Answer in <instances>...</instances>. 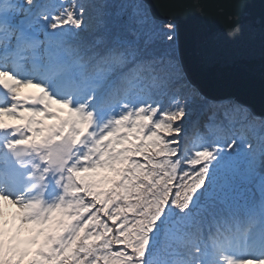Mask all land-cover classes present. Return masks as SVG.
I'll return each instance as SVG.
<instances>
[{
	"label": "snow or ice",
	"instance_id": "snow-or-ice-1",
	"mask_svg": "<svg viewBox=\"0 0 264 264\" xmlns=\"http://www.w3.org/2000/svg\"><path fill=\"white\" fill-rule=\"evenodd\" d=\"M110 7L0 0V264H264V119L236 105L192 143L166 0Z\"/></svg>",
	"mask_w": 264,
	"mask_h": 264
},
{
	"label": "water",
	"instance_id": "water-1",
	"mask_svg": "<svg viewBox=\"0 0 264 264\" xmlns=\"http://www.w3.org/2000/svg\"><path fill=\"white\" fill-rule=\"evenodd\" d=\"M147 2L155 11L160 0ZM166 2L179 25L181 63L200 94L264 118V0ZM232 26L239 27L235 36L228 35Z\"/></svg>",
	"mask_w": 264,
	"mask_h": 264
},
{
	"label": "trees",
	"instance_id": "trees-1",
	"mask_svg": "<svg viewBox=\"0 0 264 264\" xmlns=\"http://www.w3.org/2000/svg\"><path fill=\"white\" fill-rule=\"evenodd\" d=\"M50 2H55V0H50ZM85 2L87 3H99L101 2V0H85ZM130 2V0H107V3L111 6L108 11H111L113 13L119 12L120 11V5L121 4H126ZM130 10H125L120 19L121 21H127L128 19V15H129ZM95 15V13H93V16ZM94 23V21H93ZM86 38L91 39V35L90 34H86ZM133 37H129V39H132ZM113 97L109 95L108 93V89H104L102 91H100L97 95V101L100 105L102 106H108L110 104L113 103ZM204 101V100H203ZM203 101H198L199 103H203ZM238 105L236 102L234 101H230V102H222V103H216V102H212L209 101L207 102L205 100L204 102V106L202 108V111H205V115H203L204 113L199 110V112H197V114L195 115V119L194 121H199L198 123H191L190 125L187 126V132L188 135L190 137V140L192 141V143H198L200 140V136L203 135L204 137H207L208 139H212L214 136H219L222 135L223 133H221L218 129H216L215 127V123H217L218 121H213L210 120L209 117L212 116L213 114H215L217 116L218 111H220L219 115L217 116L222 117L225 110H228L230 108H232L233 106ZM197 111V108H194L193 111ZM49 123H51V121H49ZM211 126V127H209ZM257 129H258V122H257ZM226 130H228L226 128ZM229 134H232V131H234L237 135L240 134L241 132H244L245 134H247L250 138L252 137V132L248 131V129H242L241 126L239 124H235L231 130H228ZM258 134H259V129H258ZM253 143L255 144L256 141L254 140ZM258 177L257 180L253 181V184L250 185V187L253 189V191L256 190V183L258 181ZM257 200L259 199V195L257 193ZM223 226V225H221ZM211 231H215V225H213L211 227ZM209 232V228L205 227L204 229V235L207 238ZM27 234H24L22 236V238H26Z\"/></svg>",
	"mask_w": 264,
	"mask_h": 264
},
{
	"label": "rangeland",
	"instance_id": "rangeland-1",
	"mask_svg": "<svg viewBox=\"0 0 264 264\" xmlns=\"http://www.w3.org/2000/svg\"><path fill=\"white\" fill-rule=\"evenodd\" d=\"M35 92H36V90L35 89H32V88H24V89H21V95L22 96H25V95H33V94H35ZM205 100L206 99L204 98L203 103L197 102L194 105L193 109L194 108H197V111L196 110L195 111L192 110L190 119H189V121L185 125L186 131H187V126L188 125H190L191 123H198L199 122V121H196V120L194 121V119H195L194 117L197 114V112H199V110L202 111V108L204 106ZM206 101L209 102L208 100H206ZM203 113H204L203 115H205V111ZM219 113H220V111H218L217 116L219 115ZM15 212H16V208L14 206H12V205H5V219H10L11 218V215L14 214Z\"/></svg>",
	"mask_w": 264,
	"mask_h": 264
},
{
	"label": "bare ground",
	"instance_id": "bare-ground-1",
	"mask_svg": "<svg viewBox=\"0 0 264 264\" xmlns=\"http://www.w3.org/2000/svg\"><path fill=\"white\" fill-rule=\"evenodd\" d=\"M219 103H222V102H219ZM254 117V116H253ZM260 119H264V118H260Z\"/></svg>",
	"mask_w": 264,
	"mask_h": 264
}]
</instances>
